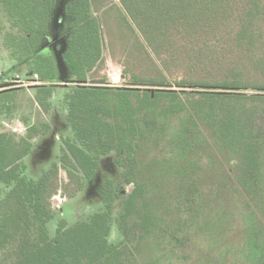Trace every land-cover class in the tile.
<instances>
[{
    "label": "trees",
    "instance_id": "16d2710c",
    "mask_svg": "<svg viewBox=\"0 0 264 264\" xmlns=\"http://www.w3.org/2000/svg\"><path fill=\"white\" fill-rule=\"evenodd\" d=\"M113 1L65 4L71 21L64 55L73 82L95 81L106 45L101 14ZM56 4L0 0L11 24V58L45 81L57 78L44 43ZM121 5L162 72L142 78L126 71L143 88L66 89L62 104L74 135L64 139L59 159L82 184L79 171L90 179L100 158L116 153L123 178L134 185L118 218L124 239L109 242L113 203L123 193L112 180L98 191L104 210L71 226L62 222L50 236L60 168L55 163L37 180L28 176L26 158L40 131L33 125L19 139L0 130V188L9 187L0 200V251H9L11 264H264V0ZM170 79L193 90L143 85ZM34 88L43 104L55 90ZM18 89L0 92V105Z\"/></svg>",
    "mask_w": 264,
    "mask_h": 264
},
{
    "label": "rangeland",
    "instance_id": "374dc122",
    "mask_svg": "<svg viewBox=\"0 0 264 264\" xmlns=\"http://www.w3.org/2000/svg\"><path fill=\"white\" fill-rule=\"evenodd\" d=\"M55 15L58 17L57 20L62 21L66 17V23L69 22L64 6L60 7L57 4ZM101 16L104 23L106 45L104 60L94 73L95 81L87 83L73 82L68 86L98 85L115 87L113 80L116 78L120 80L117 81V84L127 83L128 85L133 84L132 86L134 87L143 88L130 82L128 76L124 78L123 76L126 74V71H131L135 76L142 78L160 76L162 72L160 58L147 47L140 28L125 12L124 7L121 5V0H114L102 11ZM262 28H264V25ZM10 30L9 17L0 8V83L17 74L28 80V72L32 70L28 63L18 64L12 60L9 50L5 45V36ZM56 30L58 32V28ZM262 37L264 39V29H262ZM46 52L53 55L56 63L57 80L68 79L69 69L65 60V50L63 51L62 47H49ZM179 57L181 55L177 54L176 58ZM178 77V74H174V78ZM171 79L166 83V86L157 85L156 83H146L143 85L182 92L193 90L191 87L177 86ZM65 91L66 87L64 85H56L53 96L49 97L43 104L39 98L43 96V93H38L36 88L32 87L29 90L18 89L11 98H6V101L0 105L2 109V112H0V130L13 133L16 139H19L22 136L29 135L31 126H38L40 131L34 135L32 150L26 158L28 165L27 174L30 178L37 180L44 170L49 169L55 163L59 165L60 171L57 181L59 190L57 195L60 193L64 195L63 193H66L67 200H64L65 203L62 205V208L56 211V215L48 225L51 237L56 236L57 229L62 222L71 226L78 220H86L94 213L104 210L106 205L98 191L102 186L106 185L108 180H112L115 188L123 191L122 196L113 203L112 225L109 235V242L111 244H119L123 241L124 236L120 229L118 218L123 210L126 198L125 193L131 192L134 185L126 183L123 178L122 169L115 163V152L100 158L99 167L92 178H84V174L79 171L81 176H83L82 184H77L70 178L69 171L62 167L59 159L64 139L72 138L74 135L73 128L67 118V112L62 104ZM217 91L220 90L217 89ZM3 121H9L10 126L3 124ZM22 123L26 124L29 129L23 131L21 135L18 131H14V128L22 130L20 127ZM262 184L264 185V182ZM8 190V186L1 185L0 200ZM8 255L9 251H0V264H11L12 256L11 254L10 256Z\"/></svg>",
    "mask_w": 264,
    "mask_h": 264
},
{
    "label": "flooded vegetation",
    "instance_id": "af4514ba",
    "mask_svg": "<svg viewBox=\"0 0 264 264\" xmlns=\"http://www.w3.org/2000/svg\"><path fill=\"white\" fill-rule=\"evenodd\" d=\"M57 4H58V0H57ZM57 4H56V9H57ZM64 18H65V20L59 21V20H57L58 17H56V15H54L53 21L51 22V26H50V28H51L50 29V37L46 38L44 41V43L48 44L47 49L49 47H51V48L62 47L63 51L66 50L67 41H68V31L70 29V24H69V22L66 23L67 19H66V17H64ZM56 28H58V32H57ZM57 35H59V36H57ZM60 43H61V45L59 46ZM50 54H52V53H50ZM15 63H17V62L15 61ZM24 63H27V62H24ZM24 63H18V64H24ZM68 76H69L68 79L63 78L61 80L63 82H61L59 79L57 80L58 77L54 81H45L41 78L39 73L34 72V70L32 69L28 72V76H27L28 80H26V78H23L21 75L17 74L16 76L11 77V78H7L4 82L0 83V92L5 91V90H10V89H17V88L29 90L32 87L34 88V86H44V85H46V86L53 85L55 87L56 85H59V84L64 85L66 87V89H68L70 87L68 85H71L70 83H73V81L70 78V72H69ZM3 124L9 125L10 123H9V121H3ZM20 127L22 128V130H18L16 128H14V131H18L19 133H21V135H22L23 131H25V130L27 131L29 129L27 127V125L23 124V123H22V125H20ZM22 137H24V136H22ZM62 193H63V189H62ZM63 194L66 197L67 194L66 193H63ZM56 195H57V193L52 197L51 203H52L53 209H55L57 211V210H60L62 208V205L65 203V201L67 199H65V201L58 207L55 203V196Z\"/></svg>",
    "mask_w": 264,
    "mask_h": 264
},
{
    "label": "built area",
    "instance_id": "2783aa9c",
    "mask_svg": "<svg viewBox=\"0 0 264 264\" xmlns=\"http://www.w3.org/2000/svg\"><path fill=\"white\" fill-rule=\"evenodd\" d=\"M124 77V76H123ZM122 77V78H123ZM125 78V77H124ZM117 81H120V80H117L116 78H114L113 82H114V85L117 86V85H123V86H127L128 84L127 83H124V84H117L118 82ZM125 82V81H124ZM118 87H121V86H118ZM66 199L65 195H62L61 193L56 195L55 196V203L56 205L59 207L63 202L64 200ZM57 201V202H56Z\"/></svg>",
    "mask_w": 264,
    "mask_h": 264
},
{
    "label": "crops",
    "instance_id": "0c3cea01",
    "mask_svg": "<svg viewBox=\"0 0 264 264\" xmlns=\"http://www.w3.org/2000/svg\"><path fill=\"white\" fill-rule=\"evenodd\" d=\"M68 1V0H67ZM67 1H63V0H59L58 1V6H60V7H62V6H64L65 7V3H67ZM68 19H69V24H70V17H68Z\"/></svg>",
    "mask_w": 264,
    "mask_h": 264
},
{
    "label": "water",
    "instance_id": "95a60500",
    "mask_svg": "<svg viewBox=\"0 0 264 264\" xmlns=\"http://www.w3.org/2000/svg\"><path fill=\"white\" fill-rule=\"evenodd\" d=\"M59 1V0H58Z\"/></svg>",
    "mask_w": 264,
    "mask_h": 264
}]
</instances>
